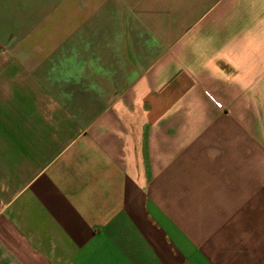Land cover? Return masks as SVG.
<instances>
[{"label": "crops", "instance_id": "0c3cea01", "mask_svg": "<svg viewBox=\"0 0 264 264\" xmlns=\"http://www.w3.org/2000/svg\"><path fill=\"white\" fill-rule=\"evenodd\" d=\"M0 264H264V0H0Z\"/></svg>", "mask_w": 264, "mask_h": 264}]
</instances>
